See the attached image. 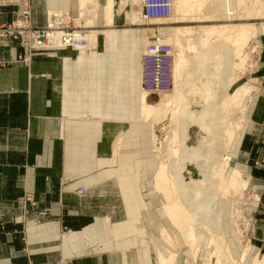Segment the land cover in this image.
Returning <instances> with one entry per match:
<instances>
[{"label":"crops","instance_id":"obj_1","mask_svg":"<svg viewBox=\"0 0 264 264\" xmlns=\"http://www.w3.org/2000/svg\"><path fill=\"white\" fill-rule=\"evenodd\" d=\"M30 2L36 26L46 24L47 11L82 14V0ZM112 31L114 51L104 49L98 33L86 53L47 49L27 64L19 60V42L0 40V264H158L142 251V231H157L156 220L151 214L153 227L143 223L142 166L131 163L142 157L140 50L126 70L125 39ZM260 59V85L246 104L234 152L259 195L250 232L259 256L264 54Z\"/></svg>","mask_w":264,"mask_h":264},{"label":"rangeland","instance_id":"obj_2","mask_svg":"<svg viewBox=\"0 0 264 264\" xmlns=\"http://www.w3.org/2000/svg\"><path fill=\"white\" fill-rule=\"evenodd\" d=\"M140 1L141 0H90L89 3L88 2L86 3L90 5L91 9L85 10L87 11L86 13L82 11V14L78 15V12H77L76 14L77 16H76V15H71L69 11L67 10L65 11H67L71 17H81L84 19L86 25L88 26V28L87 26L85 28L87 30L92 31L94 42L97 40L98 33H100L99 41L103 38L104 49L106 51H111V48L109 49L107 34L109 35L112 34L111 36L114 37L115 43H114V47L112 48V50H115L117 35H116V32L112 30L114 29L115 31H117L118 36L120 38H124L125 39L124 41L126 43L125 51H124V58L126 60V63H125L126 70L127 68H129L130 64L134 62V59H135L134 56L138 54L136 53L137 51L136 49H138V51L140 50L139 51L140 57H141L142 51L145 50L146 44H147L146 34L149 36L150 34H154V32L155 33L157 32L158 34V32L160 31L164 36V42L170 44L173 49L174 79H173L172 87L170 88V90L166 92H160V93H148L146 90L140 87V91L138 95V103L140 107V119L142 121V141H141L142 157H139L137 161L132 159L131 163L133 165L138 164L137 170L140 169V167L142 166V190H140V192L142 193V197H143L142 205H143L144 198L147 203L144 205L145 207L144 206L141 207L143 220H146L143 223L144 224L146 223L149 227L150 226L153 227V223L151 224L150 222L152 218L150 217V215L154 214L153 219L156 220L155 229L157 230L154 233H152L151 231L150 233L147 232V235H148L147 237L144 236L146 232L142 231V251L146 253L147 257H150V256L155 257L154 259L158 264H161L163 259H166V258L170 259L171 257L174 258L172 264L179 262V261L181 264H226L225 260L227 259H233V264H259L258 262H261L264 264V255L259 256L257 250L252 245L253 244V241L251 239L252 237H250L252 221L255 216V211H256L255 209L257 208L256 204L259 201V195L257 194L256 189L253 188V185L250 182V176L246 174L245 170H243V167L239 163L235 162L234 160V157H235L234 152H235V146L237 144L238 135L244 125L243 123H245V120H246V118H244L246 104L247 102L251 100L253 93L258 89L260 85V79H258L257 76H258V67L261 62L260 58L262 54H264V0H249V1L244 0L241 4V6H243V9L241 6H239V10H240L239 15L231 19H225L222 17L214 18V16L205 17V11L207 13L208 10H206V8L204 9V6L207 7L209 1H205V5L201 6L200 8L196 7L197 9L189 5L188 6L189 10L187 11V13H174L175 12L174 11L175 10L174 0H169V14L167 16L160 17V18L146 17L148 19H143V17L139 13L141 11V4H139ZM201 1L196 0V4L198 5L203 2ZM211 3L212 2H210L209 4L211 5ZM88 4L87 6H89ZM139 5H140V8H139ZM4 10L6 11V9ZM15 10L16 8L11 11L12 13L11 18L9 19L3 18V20L10 21L14 19L16 15ZM194 13L195 15H198V17L192 15ZM183 14L185 15L183 16ZM132 15H133V19L131 17ZM114 16H115V20H114ZM47 19L48 17L46 13V23H47ZM100 19H102L103 22L101 23L100 26H96V23H99ZM45 25H42L39 27H44ZM235 25L236 26L240 25L241 27H244L245 25L246 27H254L255 34H253V36L250 37V39L244 45L245 52L243 48V53H242L243 55L242 57L244 61L242 62V68L240 72L238 73L241 76L230 88V94L233 95L238 89H242L243 95L241 98L242 100H241L240 106L238 107V109L235 110L236 112L234 113V116L232 117L233 119L229 121V123H227L226 128L227 129L233 128L234 125L237 124V122H239L240 124L237 126L239 128H234L235 133L231 135V137L230 136L227 137V140H226L227 144L226 143L224 144V148L226 147V150L223 149V151L221 152V161L222 163L224 162L223 165H225L226 160L224 161V158L225 157L229 158L227 161V167L224 173L225 178L227 177L229 179V177L234 173V171L240 170L242 172L240 181L242 183H245V185H244V188H242V190L240 191L241 192L240 194L236 196L232 195V198H231L232 202L231 201L227 202L224 200L217 201L216 199V201L218 202L216 203L218 204V208L216 209L218 223L221 226H223V228L219 227L217 223H214V222L212 223V221L210 222V220L206 216L203 215L204 212L201 211L199 213H202L200 215L206 218L205 221L202 222V224L200 223V224L195 225V228L193 231L195 234V237L187 238L185 237L187 234V230L179 229L178 226H176L174 223L170 221L168 217L169 216L168 213L166 214L167 212L166 205H165L167 204L166 198L157 189H155L156 188V175L160 171L159 169L163 165L168 166L169 168H172L176 165L173 163L174 162L176 163V160H177L175 159L176 153L178 152V146H179L177 137L180 134V133H177L178 132L177 125H179L177 111L180 108L179 106H181L182 104V100H177L173 102V104L170 107V111L168 112L169 115L167 113L164 119L162 118V115L159 112L160 110H157L158 114L156 117H146V116L144 117L143 107H141L140 99L142 98L143 93L148 94L147 95L148 102L153 107H157L158 109V107L162 105L159 101L160 99L164 97H172L174 95V92H175L174 89L176 88V85H177L176 82H178V75L176 72V66H177L176 63L179 58V54L177 51L179 43L177 42L176 38L173 35H175L177 31L191 30L193 32L189 34V36H191L190 38L184 35L185 37L182 43L184 45L185 64L189 65L190 69L194 70L192 75L196 76L199 72L203 70L204 62L202 61L201 58L199 59L197 58V52L196 50L193 49V47H197V44H196L197 42L195 40L197 39V37L195 36L194 32L200 27H213V26L224 27V26H235ZM108 29H111V30H108ZM166 30L169 32H165ZM7 39L16 41L12 37L7 38ZM211 39L216 41L215 37ZM211 39H210V42L215 43V41L213 42ZM21 41L22 40L20 39L17 42H19L23 48L22 54H21L23 55L25 53V47L22 45ZM210 42L209 44H212ZM187 46L189 47V49ZM43 51L44 50L37 49L33 52L40 53ZM245 53L247 55L249 54V56H247ZM185 58L187 59L185 60ZM245 62H248V63H245ZM24 63L27 64L26 62ZM193 64L194 66L192 67ZM199 65L201 66V68ZM215 66H217V64H215ZM195 68L197 72L195 71ZM213 68H214V64H213ZM213 68L211 67L210 69L214 70ZM185 73L188 76H190V72H185ZM216 74L218 75V77L220 76V78L221 76L222 78L224 77L221 71L220 72L217 71V68H216ZM139 86H140V76H139ZM213 86H212L213 89H211L212 91L216 90L217 92H220L221 87H222L221 83L214 87ZM172 91H173V95H171ZM203 97H206V94H204L202 97L194 95L191 97V102L193 104L201 105V106H207V104L209 105V101L206 100L205 98L203 99ZM161 119L163 120L161 121ZM233 121H235V123ZM184 146H186L187 148H191V142L186 141V143H184ZM127 147L128 146H126L124 149H126ZM229 147L230 149L228 150ZM129 149L130 150L132 149V145L130 146ZM171 161L172 162L174 161V162L172 163ZM199 164H200V161L191 160L190 165H188V167L182 169L179 172L180 181L182 182V185H180V188H179L181 192V199L183 203H185V205L188 206L189 208H191L193 202L204 204L206 202L204 199L207 197V195L209 197L210 196L209 194H211V192L209 191L210 182L207 181L206 179L207 177L205 173L201 171V169H195L193 167ZM131 169L135 170V168L133 167ZM189 169L192 172L190 174L187 173V170ZM196 173H198L200 176L197 175ZM136 176H137V179H140V173H136ZM199 178L201 180H199ZM67 182L70 183L69 180H67ZM197 190H200L201 193L199 196L201 197L197 196V193H196ZM242 199H243V202H242ZM134 201L135 199L133 200V202ZM216 201L214 200V204ZM235 206H236V209H234ZM230 212H232V214ZM214 218H216V216H214ZM205 225L207 227L209 226V228H211L212 230H210L207 227L205 228ZM224 230L226 231L225 234H223ZM165 234L166 235L169 234V235L165 236ZM185 238H187L188 241ZM217 238L221 239V245L220 246L218 245L219 247L216 244ZM197 240H198V244H197ZM193 242H195L194 246L191 245ZM215 252H217L218 254L217 253L215 254ZM149 253L151 255H149Z\"/></svg>","mask_w":264,"mask_h":264},{"label":"bare ground","instance_id":"obj_3","mask_svg":"<svg viewBox=\"0 0 264 264\" xmlns=\"http://www.w3.org/2000/svg\"><path fill=\"white\" fill-rule=\"evenodd\" d=\"M17 1H20V0H17ZM89 1L90 0H82V11L85 13L87 12L85 10H89V8L87 6ZM202 1H201L202 3L197 5L196 0H174V2H175V10H174L175 12L174 13H187V11L189 10L188 9L189 5H191L195 8L196 7L200 8L201 6L205 5V1H209V3L212 2L211 5L208 3L209 7L210 6L211 7L209 8L207 5V7L209 8L208 9L206 6H204V9L206 8V10H208L207 13L205 11V17H209V16L213 17L214 16V18L222 17L225 19H231V18H235V17H237V15H239V13H240L239 6H241V4L244 0H202ZM86 2H88V3H86ZM144 3H145V0L140 1L139 4H141V11L139 13L143 17V19H148V18H145L142 14V6H144ZM243 5H244V3H243ZM241 7L243 9V6H241ZM139 8H140V5H139ZM173 8H174V6H173ZM31 10H32V7H31ZM53 13H57V14L63 16V13H59V11L53 12ZM184 15L185 14H183V16ZM192 15L198 17V15H195V13ZM131 17L133 19V15ZM173 17H174V15H173ZM62 18H64V17H62ZM68 18H70V17L65 18L66 22H68ZM78 18H81V17H78ZM80 23L82 24L83 27L87 26L83 18H81ZM235 26H224V27H222V26H218V27H216V26H213V27H200V26H198L200 28H198L197 30L195 29L196 31L194 33H195V36L197 37V39H195L197 42L196 43L197 47H193V49L196 50V52H197V58L198 59L201 58L202 61L204 62L203 70L201 72H199L200 74L196 73L197 74L196 76L192 75L194 70L190 69L189 65L185 64V61H184V45L182 43V41H184L183 40L184 37L186 36V37L190 38L191 36H189V34H191L193 32L191 30H189V31L188 30L187 31H180V30L177 31L176 34L173 35L176 38L177 42L179 43L178 48L176 47L178 54H179L178 60L176 59L177 60L176 72L178 75V82H176L177 85H176V88L174 89V91H175L174 95H173V91H172L171 92L172 94L170 93L171 95H173L172 97H164V98L160 99L159 101L162 105L160 107H158V109H157V107H153L148 102V100H147L148 94L143 93L142 98H141V104L143 107L144 117L145 116L146 117H156L158 114L157 110H160L159 112L161 113L162 118H164L166 116V114L170 111V107L173 104V102H175L177 100H182V104H181V106H179L180 108L177 111V115H178V119H179V125H177L178 126V132L177 133H180L179 136L177 137L178 138V144H179L178 152L176 153V158H175L177 160H176V163L174 161H173L174 163L171 161L173 164H176V165L174 167L171 166L172 168H169L168 166L163 165L159 169L160 171L156 175V188L155 189H157L166 198V203H167V204H165L166 209H167L166 214L168 213V215H169L168 217H169L170 221L172 223H174L176 226H178L179 229L187 230V234L185 233L186 234L185 237H187V238L195 237V234L193 232L195 225L200 224V223L202 224V222L205 221L206 218H204L202 215H200L202 213H199L201 211L204 212L203 215L206 216L210 220V222L212 221V223L213 222L217 223L219 227L223 228V226H221L218 223L217 212H216V209L218 208V204H216V203H218L217 201L218 200H224L227 202L228 201L232 202V199H231L232 195L236 196V195L240 194L241 193L240 191L242 190V188H244V185H245V183H242L240 181V177L242 174V172L240 170L234 171V173L229 177V179L227 177H226L227 178L226 179L224 176V173H225V169L227 167V161L229 158H226V157L224 158V161L226 160L225 165H223L224 162L222 163V161H221V152L223 151V149L226 150V147L224 148V144L226 143L227 137H229V136L231 137V135H233L235 133L234 128H239L237 126L240 124L239 122H237V124H235L233 128H231V129L226 128L227 123H229V121H231L233 119L232 117L234 116V113L236 112L235 110L238 109V107L240 106V103L242 100L241 98L243 95L242 89H238L233 95L230 94V88L241 76L238 73L240 72V70L242 68V62L244 61L243 57H242L243 56L242 55L243 48L245 47L244 45L250 39V37H252L253 34H255V28L254 27H246V25L244 27H241L240 25H238L236 27ZM250 26H252V25H250ZM87 28H88V26H87ZM86 32L87 33H85V34H81L79 32H76L74 34L65 35V31L57 28V30H53L49 33L47 41L45 43H46V45H57L59 43L64 45V43H65L64 38L65 37H67V39H69V38H72V39L85 38L87 41L86 46H80L79 47V52H81V54H83V53H86L87 47H89L90 45L93 46L95 44V42L93 40V36H92L93 35L92 31L88 30ZM165 32H169V31L166 30ZM154 34H156V36H158L159 40L164 42V36L160 31L158 32V34H157V32L156 33L154 32ZM111 35L107 34V40L109 43V49L111 48V51H114V50H112V48L114 47L115 42H114V37H112ZM146 36H147L146 42L148 43L149 37L147 34H146ZM213 37H215L216 41L211 39ZM33 38H36V36L34 35ZM170 39H171V37H170ZM210 39L213 42L215 41V43L210 42ZM209 42L212 44H209ZM185 44H186V42H185ZM185 47H186V45H185ZM188 49H189V47H188ZM244 52H245V48H244ZM247 56H249V54ZM188 58H189V56H188ZM186 59L187 58H185V60ZM245 63H248V62H245ZM213 64H214V68H213ZM215 64H217V66H215ZM193 66H194V64L192 65V67ZM209 67L210 68L212 67L214 70L210 69ZM200 68H201V66H200ZM207 68H209L210 70ZM216 68H217V71H219V72L221 71L223 73V75H224L223 78H222V76H221V78H220V76L218 77V75L216 74ZM195 71L197 72L196 68H195ZM172 72H173V66H172ZM185 72H190V76H188ZM173 79H174V74H173ZM219 79H220V81H219ZM220 83L222 86L220 92H217L216 90L215 91L211 90V89H213L212 88L213 85L216 86ZM204 94H206V97H203V99L205 98L206 100H208L209 105L207 104V106H201V105L193 104L191 102L192 96L196 95V96L202 97ZM243 114H244V112H243ZM168 115H169V113H168ZM244 118H245V116H244ZM162 120L163 119H161V121ZM153 121H154V119H153ZM239 121H241V120H239ZM233 122L235 123V121H233ZM170 138H171V136H170ZM186 141L191 142V148H187L186 146H184V143H186ZM229 149H230V147L228 148V150ZM227 154H228V152H227ZM173 158H174V156H173ZM191 160L200 161L199 165L193 166V167L195 169H201V171H203L205 173V175L207 177L206 178L207 181L210 182L209 183V191L211 192V194H209L210 195L209 197L207 195V197L204 199L206 201L204 204L193 202L191 208H189L188 206L185 205V203H183V201L181 199V192H180L179 188H180V185H182V182L180 181L179 172L182 169L188 167V165H190V163H191ZM191 165H193V164H191ZM187 173L190 174L192 172L189 169V170H187ZM198 173H196V174L199 175ZM199 176H197V177H199ZM192 178H193V176H192ZM188 180H190V179H188ZM199 180H201V179L199 178ZM202 181H203V179H202ZM201 187H202V185H201ZM196 193H197V196H199L201 192H200V190H197ZM199 197H201V196H199ZM222 198H224V199H222ZM216 199H217V201H216ZM214 200L216 201L215 202L216 205L214 204ZM242 202H243V199H242ZM245 205H247V204H245ZM236 206L234 209H236ZM230 213L232 214V212H230ZM214 216H216V218H214ZM206 227L207 226L205 225V228ZM207 228H209V226ZM209 229L212 230L211 228H209ZM225 232L226 231L224 230L223 234H225ZM167 235H169V234H167ZM167 235L165 234V236H167ZM187 238H185V239L188 241ZM195 242H193L191 245L194 246ZM222 243H223V241H222ZM197 244H198V240H197ZM216 244H217V246L221 245V239L220 238H217ZM216 253L217 252H215V254ZM230 255H231V253H230ZM173 259H174L173 257H171L170 259H167V258L163 259L161 264H172ZM225 261H226V264H233V259H227ZM258 263L263 264L261 262H258Z\"/></svg>","mask_w":264,"mask_h":264},{"label":"built area","instance_id":"obj_4","mask_svg":"<svg viewBox=\"0 0 264 264\" xmlns=\"http://www.w3.org/2000/svg\"><path fill=\"white\" fill-rule=\"evenodd\" d=\"M15 6V17L10 21L3 20V11L7 7ZM52 13V14H51ZM62 15L47 11V23L44 27L34 26L32 22V10L30 0H0V40L12 37L16 41L22 40L25 53L19 57L23 62L29 63L33 51L71 47L79 51L80 46H86L85 38H64V45H46L48 35L51 31H65V35L88 31L82 26L81 19L71 17L69 13L62 12ZM142 14L146 17L160 18L169 14V0H145L142 6ZM64 18H62V17ZM68 18L66 22L65 18ZM79 21V22H78ZM53 23V24H52ZM86 29V30H85ZM36 38H33V36ZM64 35V36H65ZM149 41L140 57V87L148 93H160L170 90L173 83V49L170 44L158 39L156 34H150ZM91 45L87 47V50ZM78 193L84 194L82 188ZM31 199V197H27Z\"/></svg>","mask_w":264,"mask_h":264}]
</instances>
